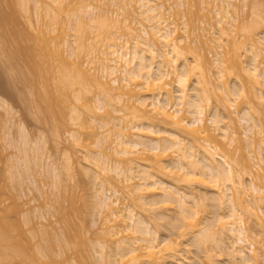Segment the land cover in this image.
Here are the masks:
<instances>
[{"label": "bare ground", "instance_id": "bare-ground-1", "mask_svg": "<svg viewBox=\"0 0 264 264\" xmlns=\"http://www.w3.org/2000/svg\"><path fill=\"white\" fill-rule=\"evenodd\" d=\"M8 1L15 18L23 20L28 31L26 32L31 33L29 36L32 39H35L34 34L39 21L42 25L40 31L48 36L49 43L52 42L54 37H51L50 33L57 30L58 23L56 12L54 15V5L62 3V0ZM110 1L125 14L121 15L118 10L105 11L98 6L104 0H96L97 4L91 3L93 2L91 0L83 5L79 12L73 14L80 24H83L84 20L87 23L88 20L91 25L94 23L100 25L99 27L95 25L97 31L99 29L96 31L98 33L96 38L101 37L100 40L104 37L102 34H108L101 45L88 42L86 44L81 38H79L81 41L72 42L62 35L61 38L59 35L56 36V42L45 52L46 55L52 53L58 62L53 77L57 82L55 87L57 93L51 95V90H48L43 97H37L39 102L37 106H44L49 113L59 104L64 112L68 106L66 103L69 105L73 103L69 110L71 121L75 125L80 124L79 126L92 134H99L96 130L98 127L105 128L107 135L105 132H102L104 135L95 134L96 146L101 148V151L86 158L88 163H91V170L93 169L96 196L99 198L97 207L104 212L102 224L105 225L103 232L107 239L106 242L97 244L101 264H216L217 257H211L212 253L215 254L214 249L219 251L218 255L228 258V264H264V207L261 206H264V29L257 31L259 26L260 28L263 26L264 22H261L264 21V16L257 23L258 20L253 18L257 16L258 11H252L254 17L252 16L251 22L258 24L257 28L253 23H250L252 26L246 25L242 28L240 34L243 40L240 41L237 35L240 23L236 22H245L242 16L245 11L240 5L244 3V6H247L246 0L242 3L240 0H219L222 5L216 3L211 6L214 11L211 15L214 16L209 15V10L204 12L203 9V13L199 14L198 11L201 10L194 8L197 12L194 10L193 15L199 18L207 17L212 21L214 17L217 27L212 23L213 31H210L209 28L205 29L206 24L201 28L200 23V26L192 29L195 37L191 38L197 39L203 47L210 43L212 35L218 36L213 37L217 48L222 49L221 42L227 43L228 47L224 46L227 48L224 59H221L222 55L220 56L219 50H216L217 56L213 59L215 63L213 64L216 65L215 74L219 77H224L225 74L227 75L225 79L230 76L235 77V80L247 78V81L240 83L241 86L238 84L240 87L236 91L227 84L215 83L216 77L214 78L213 73L215 68H212V61L205 54L206 51L195 50L191 46L196 43L195 40H188L185 44L182 34L178 33L179 27L165 17V13L172 10L178 13L184 6L183 0ZM200 1L199 4H195L197 0H194V4L190 3L191 10L193 6H200L201 3L207 9L210 2L215 0ZM133 2L136 3L134 5L136 8L132 7ZM2 3L0 0V12L4 13L5 9L1 10ZM33 11L37 16L36 24L31 19ZM179 12L182 13L181 10ZM134 13L137 20L136 16L133 17ZM99 15L105 16L100 22H98L100 18L96 20ZM139 16L147 21L148 25L139 21ZM193 17L195 16L189 18ZM191 19L189 21L193 20ZM189 21L186 22L187 25ZM137 23L139 28L135 26L136 29L134 25H138ZM235 25L237 29L234 31L232 27ZM241 25L243 27V24ZM2 26L1 48L3 41L6 40L4 36L9 32L5 33V30L11 28L5 23ZM87 26L90 25L83 27ZM110 26L115 27L114 30L110 29ZM182 27L181 30L185 32L187 26L182 24ZM16 28L21 31L17 35L14 34L16 37L10 33L12 43L16 42L13 44L14 48H8L9 35L6 40L9 42L6 43L8 47L4 45L5 43L3 45L12 50V53H16V55L13 53L16 64L17 59L20 61L21 50L24 52L26 50L34 64L33 72L38 71L36 67L41 62L44 49L35 41L32 45L30 43L25 46L22 36L26 32L24 31L22 36L19 35L24 27ZM33 29L36 30L32 31ZM119 29L120 33L117 31ZM187 29L190 35V27ZM205 38L206 41L210 40L207 45ZM121 40L122 42H118ZM181 42L183 44H180ZM5 50L1 55L6 52ZM242 51L245 53L244 57L247 55V60H241ZM82 55L88 56V60H81ZM14 61L15 58L12 62ZM18 67L22 70V67ZM23 75L25 76L24 72ZM95 90L98 93L94 107L90 104L92 113L91 121L88 122L89 119H81L82 113L79 108L84 105L85 92ZM70 97L80 103L74 104V101L70 103ZM213 97L217 101L214 107H211ZM243 100L248 104L245 107L241 106ZM6 101L0 97L1 108L8 105ZM116 103H120L122 108H115ZM9 107L8 105L5 108ZM109 109L115 114L127 110L131 115L130 121L132 120L129 123L132 124H126L120 116H112ZM9 110L10 108L7 111ZM102 111V114H97ZM187 114L190 118L185 116ZM107 115H111L112 118L97 119L98 116ZM262 133L263 139L258 140L256 136ZM69 134L74 144L78 142L76 131L73 130ZM109 135L114 136L112 140ZM242 135L251 147L248 157L241 151ZM237 141L240 153L236 156L235 149L238 147H232ZM70 157L67 155L68 163L65 164V160L64 166L61 165L69 170L68 175L71 171L73 173L72 167L69 166ZM56 165H53L54 168L51 167L53 177L56 181L63 180L59 177L63 176L66 170L63 169L65 172L62 174L60 173L62 169L58 172L59 167ZM29 169L30 176L33 177L34 174L31 172L34 170L33 166ZM0 182L3 184L1 180ZM196 182L204 185L206 188L204 194H197L201 191L200 188L196 192L195 187H190V184ZM3 185L0 186V194L4 193ZM204 187L202 189H205ZM3 201L4 199H0V264H52L42 262L38 258V253L33 252L28 244V238L21 229V223L10 213L9 207L4 205ZM77 209L75 211L82 212ZM169 211L171 214L174 213L171 215ZM201 212L204 214L207 212L206 220L203 213L202 217L199 216ZM209 213L214 215L212 219L208 217ZM77 219L79 221L80 217ZM64 221L67 222L66 218L63 220L66 229L64 231L62 229L64 234L62 232V238L58 239L62 245L59 244V247L64 248L63 251L71 248L74 250L77 248L74 244L79 247L83 243L80 238L84 239L82 230L84 228L79 222L80 225L78 224L74 232L73 229L70 230L72 221L67 224ZM81 221L83 222L82 218ZM190 236L193 237V243L195 240L198 242V248L203 252V256L205 255L202 262L184 256L187 250L182 248L183 240ZM209 246H212L214 252L209 250ZM84 252L86 253L85 250ZM81 253L77 264H90V253L82 255ZM47 255L49 256L46 252Z\"/></svg>", "mask_w": 264, "mask_h": 264}, {"label": "rangeland", "instance_id": "rangeland-1", "mask_svg": "<svg viewBox=\"0 0 264 264\" xmlns=\"http://www.w3.org/2000/svg\"><path fill=\"white\" fill-rule=\"evenodd\" d=\"M2 1L5 5V7L7 6L6 7L7 9L4 7V5L2 3L3 6L1 5V8H2L1 10L5 9L4 13L6 12L5 14H7V16H9V14L11 15L8 17L9 18V20H8L7 16L4 15V13H2L3 11L0 12V14L2 13L0 16L2 17V15H3L5 17H2V18L7 19L5 21V19L2 20V18L0 17L1 26L4 25V23H5V25H7V27L11 26V28L8 27V28H10V30H5L8 28H5L6 26H4L5 33H7V31H9L8 32L9 34L7 33L6 36H4V37H6V40H7V37L9 35L10 39L8 38V41L10 40L11 44L8 41L6 42V40H5V42L3 41V43H5L4 45H6V43H9L7 45H10V46L9 47L7 45L6 46L8 48L11 47L13 49L15 46V45L13 46V44H15L16 42L14 41L15 43H12L13 41H11V36L12 35L15 36V35H17L18 32L19 33L21 32L16 27H20L19 29L24 27V30L22 31V33L19 34L20 36H22L23 33H25L27 30L25 29V25H24L23 20H20L17 17L15 18V15L13 13V9H12L9 1L8 0H6V1L2 0ZM39 1L42 2L44 0H39ZM90 1L89 0H85V1L84 0H62L61 1L62 3L57 4L56 6L54 5V15L56 12L55 17H57L56 19H57L58 23L56 24L57 30L52 31L50 33V36L54 37V39H52V42L49 43V41H47L48 36H45L40 31V29L42 28L41 27L42 25H41V23H39V21L36 25L37 31H35L36 29L32 30V31H35V33H36V34H34L35 39L34 38L32 39L29 36L31 33L28 34L27 33L28 31L26 32L27 34L25 33L22 36V40H23V43L25 42V46H27V44H30V43L32 45V43L35 41V43H38L44 49V51H42L43 52L42 54H44V55L41 56V62L36 67L38 69V71L33 72L34 71V64H33L32 59L27 55L26 50H25V52H24V50L23 51L21 50V52L19 51L20 52L19 54H21V55H19L20 61L17 59V64H16V57H14V55H13V53H15V52L12 53L11 52L12 50H10L11 48L9 50H8V48H5L3 43H2V48L4 46L3 50L0 47L2 51H4L6 49L5 50L6 52H3L4 53L3 55H1L2 51L0 50V55L3 58V59H1V57H0V97L7 100L6 103H8V105L10 106L9 111H7L9 108L8 109L5 108V107H8V105H6L3 108L0 107V180L2 181V183L4 185L1 184V182H0V184L3 185L4 189H5L4 190L5 194L4 193L0 194V199H4V201H3L4 205L9 207L10 213L16 218V220H19V222L22 225L21 229H23L25 236L28 238V244L32 247L33 252H35L36 254L38 253V258L44 263L77 264L79 253L82 252L84 254H87V252H88V254L90 253L89 257L91 256L90 257V259H91L90 264H101V257H100V254L98 253V250H97V244H99L100 242H106V239H107L106 235L103 232L105 225L102 224V218H103L104 212L102 213V210L100 211V208H98L99 205H97V203L99 202V198L96 196L97 195L96 191H95L96 188L94 185L95 181H94L93 175H92L93 169L91 170V163H88V161L86 159L88 156L95 155L97 151H99V150L101 151V148L97 147L96 143H95V139H96L95 134H98V133H95L96 131H93L95 134H92L86 128L79 126L80 124L75 125L71 121L69 110L73 104L72 102L74 101V98L71 99V97H70L69 102L72 104L69 105L68 103H66V105H68V106L65 108L66 110L64 109V112L62 111L63 107H61L60 104L58 106L54 107L53 112H50V113L48 111H46L47 109H45L44 106H42V105L37 106V102H38L37 97H43L44 95L47 94L48 90H51V95L55 94V92L57 93V91L55 90L57 82L53 77H54L55 67L57 66L58 62L52 53L46 55L47 48L49 50V46L52 47L54 42H56V40H57L56 36L57 35H59L60 38L62 35L63 37L67 38L68 40H70L72 42H74L75 40L77 42L84 40V43H86V44L88 42V43L96 44L97 46H98V44L101 45V42L102 41L104 42L105 39L107 38L106 37L108 35L107 33L104 35L102 34V36H104L105 38L103 37L100 40H99V38H101V37L96 38V36H97L96 34H98V33H96L97 27H95V25L99 27L100 26L99 24H95V23L93 24L92 23L93 25H91V23L88 22V20H87L88 24L85 22V20H84V22L82 21L83 24H80L79 21H76L74 15H73L74 13L79 12L82 9V6L87 4V2L89 3ZM92 1L93 2H91V3H93V4L98 3V2H95L96 0H92ZM242 1L243 0H240L241 3H242ZM246 1H245V3L247 4V6H244L245 5L244 3H242L243 4V6H242V4L240 2H238L239 5L241 4L240 7H242L243 11L246 12V13L244 12L245 14L243 13V11H242L243 14L240 13V15L242 14V16L244 17L245 22H243V21L236 22V24L240 23V26H241V27L238 26V30H237V31H239V33H237V35H238L240 41L243 40V38L241 37V34H240L241 33L240 30L242 28H244L246 25L252 26L250 23L254 24V21L251 22L252 21L251 18L254 17L253 16L254 15L253 10H256V11H258V13H260V14L257 13L258 17L255 16L253 18V20H255V19L258 20V22L256 21L257 23H259V21L262 20L261 18L264 16V0H246ZM41 2H39V4H41ZM198 2L200 3L201 1L197 0V2H195V4L196 3L199 4ZM134 3L135 2H133L132 7H134V5H136V3L135 4ZM183 3H184V6L180 8V10L182 12L181 14H179L180 10H178V13H176V12L174 13V11L172 10L170 12H166L165 17L169 20V22H171V23L175 22L176 26L179 27L178 30H180V31H178V33H180V35L182 34L181 36L184 39L185 44H187L188 40H195L196 43L191 45V46L193 48H195V50H198L199 52L203 51V50L206 51L205 54L208 56L209 60L211 59L212 68L214 69L216 65H214L215 63H214L213 59L215 58V56H217V55H215V53H216L215 51L219 50L218 52H219L220 56L222 55L221 59H224L223 56L226 55L225 53L227 50V48H225L226 47L225 45H227V43L224 42V43H226V44H224L223 42H221V45H223L222 49H221V48H217L216 42L214 41V38H213V37H218L217 35H215V36L212 35L210 37L212 39L211 41L209 39L206 41V38H205V42H206L205 45H207V42L210 41L209 44L214 48V50H212L213 48H211V46L209 44L207 46L210 48H208L207 46L203 47L201 42H198V40L195 38H191V36L195 37V33L193 32L192 29L196 28V26H200V23L202 24L201 28L205 27L204 24H206L207 27H205V29H208V28L211 29L212 23H214L213 26L217 27V25H215L217 23H216V19L214 20V17H213V21H212V19L209 20L207 17L199 18L198 16L196 17V15H193V14H195L194 10H196L194 8H197V10H199V9L201 10L200 12L198 11L199 14L203 13L202 12L203 9H204V12H207V10H209L210 11L209 15L214 14L213 8L211 6L213 4H216V3L222 5L223 3H221L219 0H215L213 2H210L211 4H209V7H207V9H205L201 3L200 6L199 5H196V7L193 6L192 10H191L192 5L190 6V3L194 4V0H183ZM6 4H8V5H6ZM98 6H100L102 9H105V11L110 10L109 12H111L112 10L113 11L118 10L121 12V15L125 14V12L122 9H118L117 6H113V4L110 0H104V2L101 3V5L99 3ZM197 6H199V8ZM55 7H56V9H55ZM136 7L137 6H135L134 8H136ZM208 8H212V9H208ZM189 10H191L192 12ZM197 10H196V12H197ZM211 10H212V12H211ZM8 12H9V14H8ZM190 12H191V14H190ZM32 13L33 14H32L31 19L34 20V22L36 24V22H37L36 17L37 16H36V14H34V11ZM101 14L103 15V13H101ZM134 14H133V17L136 16L135 19L137 20V15L136 14L134 15ZM102 15H99L98 19L96 18V20H99V18H100V20L98 22H100L104 19L105 16H102ZM188 16L189 17L195 16V17H193L192 18L193 20H192ZM211 16H214V15H211ZM10 18H12V20ZM140 18L138 19L139 21H141L143 24L148 25L147 21L143 20L142 17H140ZM187 18H189V20L191 19L194 22L189 21ZM21 19H22V17H21ZM185 19L189 21L188 25L186 24V22H188V21H185ZM199 19H201V20L205 19V21L202 20V22L204 21L205 23L204 22L202 23L201 20H199ZM16 20H18V21H16ZM19 20H20V23H19ZM209 21H211V23ZM190 22L193 24H190ZM263 22L264 21H262L261 23H263ZM96 23H97V21H96ZM246 23H248V24H246ZM69 24H71V25H69ZM133 24L134 23H131V25H133ZM182 24L185 25V27L186 26L190 27V29H189V31L191 32L190 35H189V32L186 31V30H188L187 27L185 28V32H184V30H181L183 28ZM241 24H243V27ZM255 24L253 26H255V28H257L258 24L257 25H255ZM82 25L83 26L84 25H90L91 27L90 26H89L90 28L88 26L83 27ZM171 25L173 26L174 24H171ZM262 25H263L262 28H260V26H259L257 28L258 29L257 31H260L259 29H262L261 31H263L264 23ZM1 26H0V28H1ZM135 26L138 27L139 24L134 25V28H136ZM75 27H77V29H75ZM180 27H182V28H180ZM114 28H112V26H110V29L114 30ZM236 29H237V25L232 27V30L235 31ZM0 31H1V33H3L1 29H0ZM98 31H99V29H98ZM117 31H119L118 33H120V29ZM210 31H213V29H211ZM78 34L80 37L78 36ZM180 35H177V36H179V38H181ZM183 36L186 37L187 40ZM209 36H210V34H209ZM24 37H26V38H24ZM79 38H81V40H79ZM240 38H242V39H240ZM12 39H15V38L12 37ZM26 39H27V41H26ZM3 40H4V38H3ZM1 41L2 40H0V43H1ZM118 42H122V40L118 41ZM180 44H183V42H181ZM227 47H228V45H227ZM224 49H225V51H224ZM205 51H203V52H205ZM9 52L12 54V56H10ZM243 54L245 56V53H243V51H242V57H244ZM246 54H247V52H246ZM15 55H16V53H15ZM82 56H83V58H81V60L82 59H85V61H86V59L88 60V58H87L88 56H86V57H84V55H82ZM242 57H241L242 61L248 59L247 55L244 58H242ZM10 58H11V61L9 62ZM14 58H15V61L12 62ZM17 58H18V54H17ZM189 60L191 61V58ZM18 61L21 63L19 64ZM44 61H46V62L43 63ZM191 63H193V62H191ZM222 65H224V64H222ZM18 66L22 67V70L25 73V76L23 75L21 68H19ZM17 69H19L22 72V75L20 74L21 72L19 71L20 72L19 73ZM213 69L211 70L212 72H213ZM12 72H15V73H12ZM215 72H216V68L214 69V72H213L214 78L216 77L215 83L227 84V86L229 85L231 87V89H234L236 91L241 86L240 83L242 84V81H244V82L247 81V78H245V77H242L243 79H236L235 80V77H232V76H230V78L226 77V79H227L226 80L225 76H227V75H225L224 72H223L224 77L217 76V74H215ZM19 74H20V78H19ZM14 77L15 78L17 77V79H15ZM30 79H31L32 83H31V81L28 82V80H30ZM224 80H226V82ZM238 84L240 86H238ZM75 88L76 87H73V89H75ZM77 88H78V86H77ZM93 91H94V89H93ZM93 91L92 92H89V91L85 92V97L83 99L84 105H82L79 108L80 112L82 113L81 119L82 120L89 119V121L87 120L88 122L91 121L90 118H91V113H92L91 110L92 109H90V108H92V106L94 107L95 97L98 93L97 90H95V92H93ZM36 98H37V100H35ZM213 98L214 99H213V102L211 104V107H214V105L216 104V101H217L215 99V97H213ZM245 101L246 100H243L241 106L245 107V105H248V104H246L247 102H245ZM75 103L79 104L80 102L74 101V104ZM38 104H39V102H38ZM114 105H116V106H114L115 108L116 107L122 108L120 103H116ZM109 110H110V113L112 114V116H120L123 118V121L126 124H129V125L132 124V123H129L132 120L130 121L131 115L127 112V110H124L120 114H115L112 109H109ZM7 112H9L8 115H7ZM102 113H103V111L97 112L98 115L102 114ZM112 116L111 115L110 116L109 115L98 116L97 119L109 120L112 118ZM185 116L188 117L189 115L187 114ZM233 116H235V114H233ZM188 118H190V117H188ZM95 129H93V130H95ZM73 130L76 131V133L79 137L78 142L76 141L75 144L70 139V134H69ZM96 130L99 132V134L102 132H105V134H106L105 128L101 129L100 127H98ZM109 134H111V133H109ZM98 135H96V137ZM102 135H104V134L102 133ZM261 135H263V133L260 135L258 134L256 136L258 138V140L263 139V137ZM113 137L111 135L110 139ZM110 143H111V141H110ZM238 144H239L238 141L235 142L233 144L232 148L238 147ZM241 144H242V150L241 151L248 157L250 154L249 151H250L251 147L248 146L247 141L244 139L243 135H242V143ZM235 150H236V156H237L240 153L239 152L240 149L238 147ZM67 155L71 156L70 157L71 159H69V162L71 161L70 162L71 165H69V166H70V168L72 167V169H73V173L71 171L72 175L69 172V174L71 176L68 175V173H67L69 170L62 167V166H64L63 164H64L65 160H66L65 164L68 163L67 162L68 160L66 159ZM54 164L55 165L57 164L56 166L59 167L58 172H59V170L62 169L60 171V173L62 172V174L66 170V172L63 174V176H61L62 175L61 174L60 175L61 177H59V178L63 179V180L59 179V181L61 180L60 181L61 184L58 180H57L58 181L57 182L55 180V178L53 177V169L52 168H54L53 167ZM28 165H29V167H28ZM31 166H33V168H34V170H33L34 172L31 171L34 174V176L32 174L33 177L30 176L31 173H30L29 168ZM27 167H28V169H27ZM63 169H65V170H63ZM27 170H28V172H27ZM31 170H32V168H31ZM66 173H67V175H66ZM193 184H190V187H195L194 190L196 192L198 191L199 188L201 191L204 190L202 193H201V191L197 192V194L201 195V194H204V192H206V188L204 187L203 184L201 185L200 183H197V182L194 185ZM203 187L205 189H202ZM209 192H210V190H209ZM260 205H258V206H260ZM261 206L264 207L263 205H261ZM77 207H78V209H77ZM75 208L77 210L82 211V212L78 211L79 213H81L80 215L82 217L79 216V213L77 211H75L76 210ZM136 211L139 212L138 210H136ZM209 211L211 213V208ZM173 213L174 212H172V214ZM202 213L203 212H201L199 214V216L202 217L204 215L203 218L205 219L207 217V212H205L206 215L204 213L202 215ZM210 213L208 214V217H210V219H212L214 215L212 216V215H210ZM65 214H67V215H65ZM146 214H148V213H146ZM170 214H171V212H170ZM76 215H78V216L76 217ZM64 216H67V217H65L67 222L64 221V222H66V224L70 220L72 221V223H71L72 225L70 226V228H71L70 230L73 229V231L76 232V229L78 228V224L80 225L79 222H81V224H82L81 227L83 226V228H84V229H82V230H84L83 231L84 232L83 233L84 239L80 238V240H83V243H82V245H79V247L77 246V244H74V245H76L75 247H77L74 250H73V248L70 247L71 250L68 249L66 251H63L64 248L62 249V247H61L62 245L58 241V239L60 240L62 238L61 234L64 231V229H66V228H64L66 225L64 226V223H63V220H65ZM79 217H80V220L78 221L77 218H79ZM81 218H82L83 222L81 221ZM202 221L204 222V220H202ZM62 226H63V228H62ZM253 227H254V225H253ZM255 228L256 227H254V229ZM62 229H63V231H62ZM73 231H71V233ZM163 232L164 231H162V233ZM63 234H64V232H63ZM164 234L166 235V232ZM164 234H163V236H164ZM187 238L184 239L185 242L183 240V243H184L183 246L184 247H182V248L184 250H187V252L184 253L185 254L184 256L189 257V259L190 258L191 259L195 258V260L199 259V261L202 262L204 259L203 257L205 255L203 256V252H201L200 251L201 249L198 248V245H199L198 242L195 240V242L193 243L194 240H193L192 236L187 237ZM258 238L260 239V237H258ZM80 240H78V242ZM189 241L192 242L193 244L189 243ZM227 242H229V240ZM59 244L61 245L60 247H59ZM207 244L211 245V243L210 244L206 243V245ZM209 247H210L209 250L210 249L212 250V246H209ZM49 248H51V250ZM84 250L86 251V253L84 252ZM214 250H215V252L213 250L212 251L215 254L213 255L212 251H211L212 254L211 253L210 254H211V257L212 256L217 257L216 260L218 263H216V264H226V263L228 264V262H227L228 258L225 256H223V257H225L226 259L223 258L221 255H218L219 254L218 250H216V249H214ZM46 252H47V254H49V256L48 255L46 256ZM82 253H81V255H82ZM215 255H217V256H215ZM222 255H224V254H222ZM89 257H88V259H89ZM205 259H207V258H205ZM192 260H194V259H192Z\"/></svg>", "mask_w": 264, "mask_h": 264}]
</instances>
